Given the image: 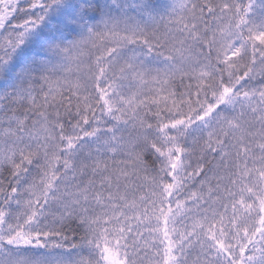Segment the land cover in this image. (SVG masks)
I'll return each instance as SVG.
<instances>
[{
  "label": "snow or ice",
  "instance_id": "6c2138e0",
  "mask_svg": "<svg viewBox=\"0 0 264 264\" xmlns=\"http://www.w3.org/2000/svg\"><path fill=\"white\" fill-rule=\"evenodd\" d=\"M0 264H264V0H0Z\"/></svg>",
  "mask_w": 264,
  "mask_h": 264
}]
</instances>
